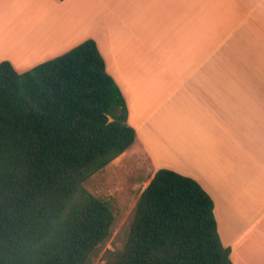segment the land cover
Masks as SVG:
<instances>
[{"label": "crops", "instance_id": "crops-1", "mask_svg": "<svg viewBox=\"0 0 264 264\" xmlns=\"http://www.w3.org/2000/svg\"><path fill=\"white\" fill-rule=\"evenodd\" d=\"M87 38L136 132L119 156L196 180L231 262L264 264V0H0L18 72Z\"/></svg>", "mask_w": 264, "mask_h": 264}, {"label": "trees", "instance_id": "trees-1", "mask_svg": "<svg viewBox=\"0 0 264 264\" xmlns=\"http://www.w3.org/2000/svg\"><path fill=\"white\" fill-rule=\"evenodd\" d=\"M135 139L92 38L22 72L0 61V264H87L114 214L84 182ZM229 252L211 196L158 168L104 264H233Z\"/></svg>", "mask_w": 264, "mask_h": 264}, {"label": "rangeland", "instance_id": "rangeland-1", "mask_svg": "<svg viewBox=\"0 0 264 264\" xmlns=\"http://www.w3.org/2000/svg\"><path fill=\"white\" fill-rule=\"evenodd\" d=\"M149 167L146 156L126 153L114 158L84 182L87 190L105 201L114 214L110 236L95 249L87 264H104L106 250L122 249L139 193L148 184Z\"/></svg>", "mask_w": 264, "mask_h": 264}, {"label": "bare ground", "instance_id": "bare-ground-1", "mask_svg": "<svg viewBox=\"0 0 264 264\" xmlns=\"http://www.w3.org/2000/svg\"><path fill=\"white\" fill-rule=\"evenodd\" d=\"M263 257H264V256H263ZM263 257H262V258H263Z\"/></svg>", "mask_w": 264, "mask_h": 264}]
</instances>
